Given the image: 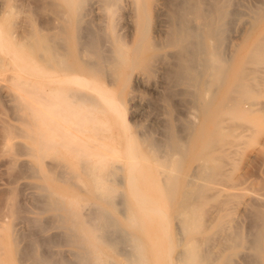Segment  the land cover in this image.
<instances>
[{
  "label": "bare ground",
  "instance_id": "obj_1",
  "mask_svg": "<svg viewBox=\"0 0 264 264\" xmlns=\"http://www.w3.org/2000/svg\"><path fill=\"white\" fill-rule=\"evenodd\" d=\"M45 1L33 80L4 79L7 172L39 180V215L3 200L17 263L264 264V192L231 190L264 157V0ZM142 84L158 125L134 120Z\"/></svg>",
  "mask_w": 264,
  "mask_h": 264
},
{
  "label": "rangeland",
  "instance_id": "obj_2",
  "mask_svg": "<svg viewBox=\"0 0 264 264\" xmlns=\"http://www.w3.org/2000/svg\"><path fill=\"white\" fill-rule=\"evenodd\" d=\"M43 1H45V0H43ZM46 1L49 2V0H46ZM40 2H41V0H0V58L4 59V63H3L4 65L0 64V126L1 125L3 126L5 123H7V124H11L12 123V125L13 124L17 125V121L14 120L15 115L12 113L14 115V117H12L13 115L10 113L11 116H9L10 115L9 114V110H12V107H11L12 106V102L10 100L9 94L11 95L12 93H14V91L18 92V93H21V91H18V89L16 88V84H14L13 82H10V84H9V81L8 80L5 81L4 79L9 77V75H11V73H13V74L14 73L21 74L22 77L28 78L30 80H33L32 77L34 78L31 66H29L27 68H24V69H21V70H20V67H21V65H23V62H30L33 59L32 49L30 48V46H29L30 44L28 45V43L29 42L32 43V41H33V38H34L33 32L35 30V27H37V21L43 18L41 16L43 15L44 12L47 13V11H46L47 5L44 6V7H46L45 11H44L43 7L40 5L41 4ZM47 2H46V4H47ZM38 6H41L42 9H41V7L39 8ZM38 8L40 10V13H42L41 11H43V13L40 16L41 18H38L39 15H40V13H38ZM44 16H45V14H44ZM31 34H32V36H31ZM22 36H23V38H22ZM7 45H10V48L5 50L4 48ZM6 61H7V65H5ZM5 85L9 86V88L6 87ZM139 86H141V85H139ZM139 86H138V90L136 91V95L137 94L138 95L135 96L136 100H134L135 104L138 101L137 102V107H134V109L136 110V114L137 115L139 114V115H138V117L136 115L134 117V120L135 121L137 120L138 122H141V123H144V124H148V125H151V126L152 125H158V123H160V121H161L159 119H162V116L164 118V114L161 112V109H157L158 106L156 107L155 101H152L155 98L153 95H155L156 93L154 92V90H151L152 91L151 92L147 85L145 86L144 84H142V86L140 88H139ZM13 88L14 89L16 88L17 90L16 89L14 90ZM8 89H9V91H8ZM144 96H145V99H144ZM147 98L149 100V103H148ZM7 99H8V101H7ZM150 99H151L152 102H154V104H152V102H150ZM146 100H147V102H146ZM149 104H152V109L153 110L151 109ZM153 106H155L156 109L153 108ZM159 110H160V113H159ZM10 112H12V111H10ZM138 112H140V113H138ZM155 112H157V114ZM157 115H159V116L157 117ZM156 118H158V119H156ZM3 120H7V121L4 122ZM158 120H159V122H158ZM0 130H1V128H0ZM3 140L4 139L2 137V132L0 131V149L2 148L1 151H0V193H1L0 196H1V198H3L2 196L5 195L6 192H8L6 194V196H4V198L1 200L2 201L1 205L3 206L4 203L8 204V202H7L9 200L8 198H9V196L10 197L12 196L11 197L12 200L10 199V201L15 202L16 201L15 199H18L20 202L17 200L15 204L16 205H19V203L22 204V205H20V208L22 207V209H24V212H23L24 215H27V217L39 215L38 210L36 208H34L33 205H32V203H34V201L32 200V196H33L32 194L34 193L33 192L34 189L32 188V185H33V183H38L39 180L36 179V178H33L31 176L28 177L27 174H23V175H21V174L19 175L18 174V175H16L17 179L15 177H14L15 179L12 178L16 174V173H14L16 168H14L15 170L13 169V174H14L13 175L12 174V170H10V169H12V167L8 164L9 168L11 167L10 169H8V171L9 170L11 171V174L9 175V172H7L8 165L6 164V162L8 161V158H10L9 156L12 154L11 152L14 150L11 147H14L15 145L6 147V146H4V144L6 145V143L2 142ZM12 140H15L17 142L20 141L23 144H27V145L31 144V141L29 140V138H26V137H15ZM11 149H12V151H11ZM255 149L256 148L254 146L249 145L247 147V149L245 148V156H246V154L248 152H249L248 154H251L253 152L255 153L256 150H257V149L255 150ZM4 151L6 153H4ZM9 151H10V155H9ZM261 158H262L261 162L258 160V161H256L257 163H254L252 165H247V164L245 165V162H243L244 164L241 163V162L239 163V171L243 172V176L242 177L245 178V180L242 178L244 180V182H242L241 185H238L234 189H231L232 191L233 190L234 191H237V190L239 191L240 188H243L242 191L246 192V195L250 194L252 191L254 192V194H257V193H260V192H262V193L264 192L263 191L264 190V185H263L264 184L263 183L264 182V164H263L264 163L263 162L264 161V157H261ZM25 159L27 160V162H24ZM17 160L19 161V162L17 161L18 165L21 166L22 165V161H23V165L22 166H24L25 163L27 165L32 163L33 162V157L30 156V155H26V154H20V155L17 156ZM6 176L8 177V179L6 178ZM18 176H20V178ZM246 176H247V178H246ZM10 178H12V180ZM15 180H16V182H14ZM23 182H25V183H23ZM19 183L20 184L21 183H23V184L27 183L29 188L27 186H26L27 188L23 187L25 185L21 186L22 184L19 185ZM18 185H19L20 190L18 189ZM246 187L247 188L249 187L248 191H247ZM251 187L252 188L255 187V188L252 189ZM260 187H262L263 189L260 188ZM14 188H16V189H14ZM237 188H239V189H237ZM256 188H257V190H256ZM6 190H8V191H6ZM9 190H10L11 193L15 192L16 194L15 193H13V195L10 194ZM30 190H31V192H33L32 194L29 192ZM18 191L20 193H18ZM253 192H252V195H254ZM21 193H22V195H21ZM8 194H9V196H8ZM14 194L18 198L15 197ZM30 195H32V196H30ZM6 197H8V198L5 199ZM28 198H30L29 201L30 200L33 201V202L32 201L31 202L28 201L31 204L27 203V199ZM21 199H24V200H22V201H24V204L21 202ZM3 200H6V201H4V203H3ZM17 202H19V203L17 204ZM25 204L27 205L28 210H27V208H25L26 207ZM1 205H0V207L2 209L0 208V214H2L1 212H4L6 208H7V212H6L7 214L3 213L4 214V218H2L3 220L0 219V250H1L0 251V264H18L17 260H16V255L14 254L13 249H12V245H10L11 243H10L9 238H8V234H9L8 230L6 228H3V226H5V225H11L12 223L15 224L17 219H14L11 216L10 212L8 211V207H4V206L2 207ZM209 205L212 206V205H215V204H212V205L209 204ZM5 206H7V205H5ZM213 207L214 206H212L211 208H213ZM211 210L212 211H210V210L209 211L212 213V215L208 211V216L205 214V216L207 218L206 217H204V218H206V219L212 218V217L215 216V214H217V210L215 209V207L213 209H211ZM5 215H7V216H5ZM22 222L23 221L20 220V222L18 221V223L20 225L18 223H16V225L12 224V226L14 227L15 231L20 227V228L26 229L25 231L22 229L23 233L24 232L25 233L26 232L29 233L28 229L26 228L25 223L24 222L22 223ZM173 227H174V225H173ZM20 228L18 229V232H19V230H21ZM3 231L6 234L7 240H6V237H5V234H4ZM2 232H3L4 236L2 235ZM65 248H68V247H65ZM146 248H148L147 252H148V254H150L152 252V248L150 247V245L148 244ZM151 260H152V258H151Z\"/></svg>",
  "mask_w": 264,
  "mask_h": 264
}]
</instances>
